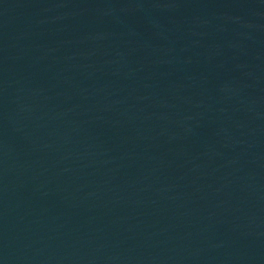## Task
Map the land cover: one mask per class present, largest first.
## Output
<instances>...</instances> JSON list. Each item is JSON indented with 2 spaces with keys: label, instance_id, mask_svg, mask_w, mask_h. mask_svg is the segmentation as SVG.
Returning <instances> with one entry per match:
<instances>
[{
  "label": "water",
  "instance_id": "obj_1",
  "mask_svg": "<svg viewBox=\"0 0 264 264\" xmlns=\"http://www.w3.org/2000/svg\"><path fill=\"white\" fill-rule=\"evenodd\" d=\"M0 264H264V0H0Z\"/></svg>",
  "mask_w": 264,
  "mask_h": 264
}]
</instances>
